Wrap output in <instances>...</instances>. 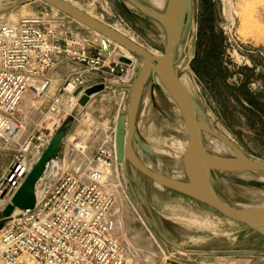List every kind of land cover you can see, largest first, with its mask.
Instances as JSON below:
<instances>
[{"label": "built area", "instance_id": "1", "mask_svg": "<svg viewBox=\"0 0 264 264\" xmlns=\"http://www.w3.org/2000/svg\"><path fill=\"white\" fill-rule=\"evenodd\" d=\"M63 16L0 20V155L8 163L0 170V214L89 96L76 117L84 127L67 134L35 187L36 206L17 209L0 230V264H133L137 254L116 224L128 186L117 160V119L101 123L90 110L100 97L115 103L117 116L123 112L138 60L121 56L95 31L75 33L71 27L79 22ZM95 88L101 90L89 94ZM29 94L32 105L25 107Z\"/></svg>", "mask_w": 264, "mask_h": 264}, {"label": "rangeland", "instance_id": "2", "mask_svg": "<svg viewBox=\"0 0 264 264\" xmlns=\"http://www.w3.org/2000/svg\"><path fill=\"white\" fill-rule=\"evenodd\" d=\"M70 1L105 24L134 38L156 55L164 53L166 32L161 23L130 4L124 7L115 0ZM140 1L152 6L151 0ZM193 1L192 24L180 51L183 61L177 73L200 101L208 124L246 156L264 162V0ZM17 2L20 3L16 8L0 14L4 15V20H8L12 11L18 19L64 17L40 0H0V9L5 10ZM208 9L216 33L223 34L224 38L222 57L225 77L215 79L214 75L201 76L193 64L197 54L207 50V45L201 48L200 36ZM71 28L75 33L92 35L91 30L82 24H73ZM135 58L138 60L139 73L144 60L137 55ZM146 88L138 114L137 131L144 144L152 151H157L160 158H149L138 145H135L136 152L147 166H151L152 171L179 176L183 171V154L189 140L183 117L159 81L157 84L150 82ZM245 88L251 92L261 110L245 99ZM127 102L128 106L121 115L127 113L130 104ZM117 113L115 103L102 101L100 97L90 110L94 120L108 125L115 123ZM82 122L69 116L63 127L67 134L73 136L84 127ZM7 164L6 161L2 162L0 155V170ZM127 176L131 182L124 187L123 204L116 219L122 217L124 229L121 234L124 239L131 237L130 240L137 247H134L133 253L139 251L136 253L138 260L132 261L133 264H167L173 258L184 262L188 257L194 259L199 255L214 256L210 264L226 263L231 259L237 260L239 264H264L262 236L224 218L198 201L153 183L130 163ZM232 178L264 185V182L259 181L264 180V174H239ZM218 185L222 197L235 206L264 204V187L237 184L226 178L221 179ZM5 224L6 220L0 221V230ZM161 233L174 246L167 243ZM201 251L213 253L200 254ZM241 253L250 255H227Z\"/></svg>", "mask_w": 264, "mask_h": 264}, {"label": "water", "instance_id": "3", "mask_svg": "<svg viewBox=\"0 0 264 264\" xmlns=\"http://www.w3.org/2000/svg\"><path fill=\"white\" fill-rule=\"evenodd\" d=\"M40 1L47 6H52L61 14L70 17L77 23L79 22L89 30L99 33L113 43L125 47L132 55H137L144 60L143 66L138 73L139 76L133 86L127 113L118 116L116 125L118 162L122 164L126 160L129 161L138 172L142 173L153 183L155 182L167 190L169 189L181 196H185L196 202L198 201L212 208L217 213H220L224 218L236 224H241L264 238V207L254 209L239 208L222 197L218 185L221 179L226 178L237 184L241 183L252 187L263 188V184L257 182L252 183L247 179H236L232 177L239 174H264V162L246 156L243 151L231 142H228L224 137L222 138L208 124L200 101L184 85L179 73H177V69L183 61L180 57V51L192 24L194 1L166 0L165 9L162 12L154 9L152 6H147L140 0H115L124 7L130 4L142 14L161 23L166 32V46L161 56H156L144 47L135 45L123 34L114 31L108 24H104L93 17L91 18L64 0ZM19 3L17 2L9 8L1 10L0 14L13 10ZM106 53H110L108 47H106ZM120 61L121 63H130V60L125 57L120 58ZM158 81L178 107L189 136L188 146L183 155V172L185 176L182 181L175 180L169 175L159 174L150 170L135 150V145H138L141 151L149 158H160L159 154L144 144L140 133L137 131L138 114L142 104V98L147 89L146 87L150 82L157 84ZM100 90V88H95L89 94H94ZM81 91L80 89L75 96L78 97ZM88 102L89 96L84 95L79 101L80 106L73 112L72 116L74 118L78 117L82 107L87 106ZM126 126H128L129 131L127 143ZM66 136L67 133L65 127H63L54 136L48 149L38 161L39 163L28 175L26 182L13 198L12 204L0 214V220L11 218L17 209L27 211V209H32L36 206L35 187L40 181L48 161L58 152L59 146ZM209 137L220 139L232 146L234 156H219L211 150L209 151L206 147V141ZM161 235L167 243L174 246L163 233Z\"/></svg>", "mask_w": 264, "mask_h": 264}, {"label": "bare ground", "instance_id": "4", "mask_svg": "<svg viewBox=\"0 0 264 264\" xmlns=\"http://www.w3.org/2000/svg\"><path fill=\"white\" fill-rule=\"evenodd\" d=\"M65 2H67L68 4H70V5H73L75 8H77V9H80L81 11H83L84 13H86L88 16H90L91 18L93 17V18H95V19H98L99 21H101L99 18H97L95 15H93V14H91V13H89V12H86L85 10H83L81 7H79V6H77V5H75L74 3H72L70 0H64ZM166 0H151V1H149L151 4H152V6H153V8L154 9H156V10H158V11H162L163 10V8L165 7V5H166V2H165ZM55 9V8H54ZM2 9H0V11H1ZM56 10V9H55ZM58 11V10H57ZM59 12V11H58ZM9 15V14H8ZM138 17V16H137ZM0 20H4V15H0ZM21 20H28V19H24V18H21V19H18V17H17V15H15V13H14V11H12V13L10 14V16H9V18H8V21H10L11 23H13V24H16V23H18V22H20ZM102 22V21H101ZM104 23V22H103ZM105 24V23H104ZM110 26V25H109ZM114 31H116V32H118V33H120V34H123L125 37H127L132 43H134L135 45L137 44V45H139V46H142L141 44H139L134 38H132V37H130V36H127V35H125L123 32H120V31H118L117 29H115V28H113L112 26H110ZM97 33V32H96ZM99 34V33H98ZM117 45V44H116ZM118 46V48H119V50H120V52H119V54L122 56V55H124V56H126V57H128V58H132L133 56H132V54L125 48V47H123V46H119V45H117ZM142 47H144V46H142ZM145 48V47H144ZM146 49V48H145ZM149 51V50H148ZM149 52H151V51H149ZM152 54H154V55H156L155 53H153V52H151ZM156 56H161V55H156ZM166 98V97H165ZM30 105H32V96L29 94L27 97H26V99H25V101H24V104H23V106H25V107H29ZM118 116H121V114L119 113V115ZM117 116V117H118ZM119 118V117H118ZM118 118H117V120H118ZM83 128V127H82ZM81 128V129H82ZM81 129H79L77 132H80L81 131ZM126 131H127V134H126V143H127V141H128V139H129V131H128V126H126ZM78 134V133H77ZM74 136V135H73ZM73 136H71V137H73ZM135 145V144H134ZM206 147H207V149L210 151H212V152H214L215 154H217V155H219V156H234V150H233V148H232V146H230L229 144H227L226 142H224V141H222V140H220V139H216V138H212V137H209L208 139H207V141H206ZM135 150H136V147H135ZM153 151H155V150H153ZM157 154H159L157 151H155ZM160 152V151H159ZM184 155V154H183ZM138 156H139V154H138ZM141 159V158H140ZM184 159V158H183ZM164 160V159H163ZM127 162H129V161H125V163H122V165H123V173H124V167H125V165H126V163ZM144 162V161H143ZM166 162V161H165ZM145 163V162H144ZM169 165V164H168ZM147 166V165H146ZM150 170L152 169L151 168V166H147ZM160 168L161 169H163V167L162 166H160ZM155 172V171H154ZM159 172V171H158ZM157 173V172H156ZM125 174V173H124ZM184 176H185V173L182 171V174L181 175H179V176H171V177H173L175 180H179V181H182V179H184ZM125 178H126V180H127V182H128V184L130 185V180H129V178L127 177V174H125ZM259 181H261V182H264V180H262V179H260ZM237 207H241V208H246V209H254V208H260V207H264V204L263 205H254V206H247V205H243L242 204V206H237ZM122 208V204H121V206L117 209V212H116V215L118 214V212L120 211V209ZM19 212V210H16L15 212H14V214H17ZM117 217V216H116ZM117 228H118V230H120V231H122L123 229H124V223H123V221H122V217L121 216H119L118 218H117ZM126 230V229H125ZM131 238V237H130ZM130 238L128 237L127 239H126V244H128V247H129V249L130 250H133V252H134V247H135V245L133 244V242L130 240ZM135 248H137V247H135ZM180 251V250H179ZM137 252H139V251H137ZM137 252H135V253H137ZM141 255V254H140ZM139 255V256H140ZM219 264H239V262L237 261V260H235V259H231V260H228L226 263H223V262H219Z\"/></svg>", "mask_w": 264, "mask_h": 264}, {"label": "trees", "instance_id": "5", "mask_svg": "<svg viewBox=\"0 0 264 264\" xmlns=\"http://www.w3.org/2000/svg\"><path fill=\"white\" fill-rule=\"evenodd\" d=\"M208 9L206 17H204V23L201 27L200 46L207 45V50L199 52L194 59V68L201 76L214 75L213 78L224 76L223 66V46L224 38L223 34H217L214 29L213 18ZM223 74V75H222ZM225 77V76H224ZM245 99L248 100L250 105L256 106L258 110H261L259 104H257L252 98L251 92L248 88L244 89ZM261 113V112H260ZM263 113V111H262Z\"/></svg>", "mask_w": 264, "mask_h": 264}, {"label": "crops", "instance_id": "6", "mask_svg": "<svg viewBox=\"0 0 264 264\" xmlns=\"http://www.w3.org/2000/svg\"><path fill=\"white\" fill-rule=\"evenodd\" d=\"M170 236V235H169ZM171 246H173L172 244H171ZM189 251V250H188ZM202 253H200V254H212L213 252H211V251H201ZM227 255H232V256H239V257H241V256H247V255H250L249 253H241V254H227ZM213 258H214V256H204V255H199V257H195L194 259H190L189 257H188V260L187 259H185L184 260V262L183 261H181V260H179V259H177V258H173V259H171L170 260V262L169 263H167V264H203L204 262L205 263H207V264H210V261H212L213 260ZM209 261V262H208ZM156 264V263H155ZM212 264V263H211Z\"/></svg>", "mask_w": 264, "mask_h": 264}, {"label": "flooded vegetation", "instance_id": "7", "mask_svg": "<svg viewBox=\"0 0 264 264\" xmlns=\"http://www.w3.org/2000/svg\"><path fill=\"white\" fill-rule=\"evenodd\" d=\"M128 164H129V162H127L126 165H125V167H124V168H125V169H124V170H125V171H124L125 174H127ZM127 177H128V176H127Z\"/></svg>", "mask_w": 264, "mask_h": 264}]
</instances>
